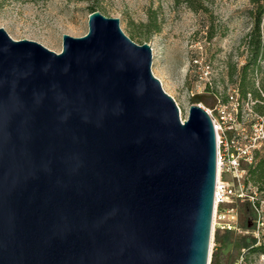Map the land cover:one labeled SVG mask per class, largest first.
Segmentation results:
<instances>
[{"label":"water","instance_id":"water-1","mask_svg":"<svg viewBox=\"0 0 264 264\" xmlns=\"http://www.w3.org/2000/svg\"><path fill=\"white\" fill-rule=\"evenodd\" d=\"M88 26L61 52L0 27V264H209L211 116L118 18Z\"/></svg>","mask_w":264,"mask_h":264},{"label":"rangeland","instance_id":"rangeland-1","mask_svg":"<svg viewBox=\"0 0 264 264\" xmlns=\"http://www.w3.org/2000/svg\"><path fill=\"white\" fill-rule=\"evenodd\" d=\"M92 4L105 16L118 18L133 41L151 44L152 72L175 99L183 120L191 104L213 109L238 85L248 55L243 39L252 28L249 0H0V27L15 40H34L61 52L64 34L81 37L88 32ZM151 20L159 25L158 32L144 26ZM253 79L264 94V72ZM245 121L248 125L250 120ZM243 212V227L232 241L244 237L253 243L251 212ZM215 248L216 242L211 256ZM244 249L233 248L223 256L224 264L232 257L234 262Z\"/></svg>","mask_w":264,"mask_h":264},{"label":"built area","instance_id":"built-area-1","mask_svg":"<svg viewBox=\"0 0 264 264\" xmlns=\"http://www.w3.org/2000/svg\"><path fill=\"white\" fill-rule=\"evenodd\" d=\"M262 97L264 94L261 92ZM261 102L252 93L242 97L237 86L225 101L213 109L205 108L211 116L217 136V180L214 192L211 249L215 246L217 230L240 232V208L251 212L248 228L255 245L264 243V197L257 187L247 182L248 169L255 162V152L264 143V115L254 106ZM245 119H249L248 125ZM244 249L232 264H243ZM212 256L210 254L209 264ZM253 264H264V252L254 257Z\"/></svg>","mask_w":264,"mask_h":264},{"label":"trees","instance_id":"trees-1","mask_svg":"<svg viewBox=\"0 0 264 264\" xmlns=\"http://www.w3.org/2000/svg\"><path fill=\"white\" fill-rule=\"evenodd\" d=\"M252 7L249 9V15L251 18L252 28L250 32L243 39L247 50V60L242 66L239 72L238 78V89L242 97H246L248 93H252L253 96L259 99L261 102H257L254 106L255 110L264 115V97L258 89L255 88L254 75L259 72H264V65H261V61H264V0H249ZM91 12L96 10L94 4L90 5ZM145 27L153 28L154 32L160 30L159 25L154 23L152 20L144 24ZM233 74V73H232ZM201 96L197 97V102H202ZM248 183H251L258 188L262 196L264 197V143L257 148L255 152V162L248 169ZM246 209L245 205L240 208V219L239 226L241 225V215L244 214ZM247 223V222H246ZM236 231H220L217 230L215 233L216 248L212 255V264H224L223 256L228 255L232 249L239 250L241 247H247L245 254V261L243 264H253L254 257L259 252H264V243L260 245H255L254 242L249 240V238H237L236 241H232L233 235ZM233 258L229 260L226 264H232ZM235 261V260H234Z\"/></svg>","mask_w":264,"mask_h":264},{"label":"bare ground","instance_id":"bare-ground-1","mask_svg":"<svg viewBox=\"0 0 264 264\" xmlns=\"http://www.w3.org/2000/svg\"><path fill=\"white\" fill-rule=\"evenodd\" d=\"M180 115H181V117H182V112L180 111ZM183 119V118H182ZM219 171H220V169L218 168V174H219Z\"/></svg>","mask_w":264,"mask_h":264}]
</instances>
